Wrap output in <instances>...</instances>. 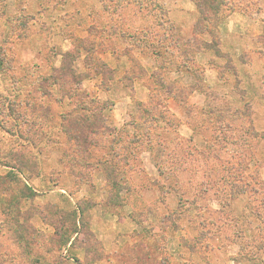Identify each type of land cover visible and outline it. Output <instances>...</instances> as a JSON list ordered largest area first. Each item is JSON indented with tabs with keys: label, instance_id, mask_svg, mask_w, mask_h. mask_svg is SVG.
Masks as SVG:
<instances>
[{
	"label": "rangeland",
	"instance_id": "374dc122",
	"mask_svg": "<svg viewBox=\"0 0 264 264\" xmlns=\"http://www.w3.org/2000/svg\"><path fill=\"white\" fill-rule=\"evenodd\" d=\"M0 264H264V0H0Z\"/></svg>",
	"mask_w": 264,
	"mask_h": 264
},
{
	"label": "trees",
	"instance_id": "16d2710c",
	"mask_svg": "<svg viewBox=\"0 0 264 264\" xmlns=\"http://www.w3.org/2000/svg\"><path fill=\"white\" fill-rule=\"evenodd\" d=\"M168 89L170 88V86H168L167 87ZM170 91V90H169ZM167 92L168 94L170 93L171 94V92ZM173 94V96L175 97V98H178V94H177V92H172ZM86 119H87V117L85 116H83L82 118H81V121H82V125H86V123L88 124V125H86L85 126V128H87V131L88 132H90V131H94V130H92L91 129V124L93 123V122H88L89 121V119L86 121ZM80 121V120H79ZM96 123V122H95ZM100 127L101 126H99L98 124H97V126H96V128L99 130L98 132L99 133H101L102 134V129H100ZM80 127H78V129H79ZM107 163V162H106ZM112 167V166H111ZM107 170V172H106V178H107V181H109L110 182V184L108 185V186H110V188L112 187L113 188V186L114 185H116V183H117V180H115V172H114V170L113 169H106Z\"/></svg>",
	"mask_w": 264,
	"mask_h": 264
}]
</instances>
